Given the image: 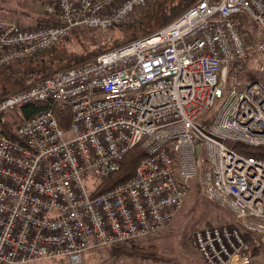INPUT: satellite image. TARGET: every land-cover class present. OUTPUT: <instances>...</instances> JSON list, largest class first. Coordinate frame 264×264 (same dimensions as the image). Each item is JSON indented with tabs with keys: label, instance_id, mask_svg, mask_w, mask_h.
I'll return each mask as SVG.
<instances>
[{
	"label": "built area",
	"instance_id": "2783aa9c",
	"mask_svg": "<svg viewBox=\"0 0 264 264\" xmlns=\"http://www.w3.org/2000/svg\"><path fill=\"white\" fill-rule=\"evenodd\" d=\"M40 1L46 17L34 27L0 21V68L75 29L112 40V28L150 0ZM250 58L257 77L231 75ZM36 103L69 110L70 122L61 128L47 109L18 125L15 139L0 134L1 264H80L89 250L161 231L199 165L205 197L264 235V160L241 153L264 148V0H199L149 36L1 98L0 121ZM137 145L147 156L134 177L93 197ZM192 240L205 264H252L238 230L195 231Z\"/></svg>",
	"mask_w": 264,
	"mask_h": 264
},
{
	"label": "rangeland",
	"instance_id": "374dc122",
	"mask_svg": "<svg viewBox=\"0 0 264 264\" xmlns=\"http://www.w3.org/2000/svg\"><path fill=\"white\" fill-rule=\"evenodd\" d=\"M156 1L150 0L146 7L136 10L128 19L118 25H128L136 17H148L150 12L156 9ZM45 17V7L40 0H0V21L17 22L22 27L32 28ZM161 28L146 36L157 32ZM249 29H251V26H249ZM112 33L113 39L109 40L107 33L99 30H87L77 40L68 37L65 39L64 44L47 49L41 55H37L38 57L34 60H27L13 66L0 68V99L29 86L31 78L27 77L26 73L38 71L46 78L56 72L91 63L100 54L116 48L113 47L114 44L112 43L116 34L113 31ZM251 38H253V41L249 45L251 46L250 52L254 53L256 42L259 41V38L255 33L251 35ZM82 47L89 50L96 49L98 53L90 58L79 57ZM255 56L257 57V50L255 51ZM40 59L42 63L38 65ZM255 67L253 60L250 58L248 64L234 68L231 75H235L242 82L249 81L252 75L258 76L254 72ZM28 78L29 80H26ZM23 83L26 84L23 85ZM220 105L221 102H216L208 116L212 118V115ZM227 145L232 147L233 144L228 143ZM202 175L203 170L199 165L198 177L189 183L188 192L182 206L167 228L131 241L142 247L156 246L159 249L157 261L112 255L113 246L127 245L130 243L128 242L115 244L107 248L89 250L83 255V260L80 264H205L194 246L192 234L195 231L215 227H228L231 230H238L246 245V252H250L252 257L251 263L264 264V244H261L264 235L246 230L229 210L207 199L201 186ZM87 187L92 189L97 187V183L89 181L87 182ZM261 223L264 225V222ZM68 262L67 258H56L34 264H69Z\"/></svg>",
	"mask_w": 264,
	"mask_h": 264
},
{
	"label": "trees",
	"instance_id": "16d2710c",
	"mask_svg": "<svg viewBox=\"0 0 264 264\" xmlns=\"http://www.w3.org/2000/svg\"><path fill=\"white\" fill-rule=\"evenodd\" d=\"M197 1L199 0H157V7L155 9L156 12L155 10L151 11L148 17H136L135 20H133L132 23L128 25H115L112 28V31L116 34L112 42L114 44L113 47H119L128 44L134 40H137L138 38L140 39L141 37L154 32L156 29L165 26L166 24L180 16ZM86 31L87 30L84 29H75L71 31L68 37L77 40L81 36V34H84ZM64 42L65 39L59 41L55 46H60L64 44ZM82 48V52L79 54V57L82 58H90L98 53L96 52V49L89 50L84 47ZM43 52L44 51L25 57L21 60L10 63L5 67H9L11 65L13 66L17 63L25 62L27 60H34ZM41 63L42 60L40 59L38 65H40ZM8 70L10 71V69ZM26 75L27 77L31 78V84L45 78L38 71L26 73ZM29 78L26 80H29ZM25 84L26 83H23V85ZM47 109L52 110L53 115L61 128L66 129L68 127L71 117L69 110H61L57 105L52 103H36L28 105L22 108L20 111H11L3 116L2 120L0 121V134L15 139V128L18 125L22 124L24 121L35 116L41 111ZM245 152H247L245 156H250L258 160H264V148L262 147L250 149L244 147V151H242L241 153L245 154ZM146 156V152L141 147V145H137L132 148L125 154L122 161L120 162L119 171L100 183L92 196L95 197L104 192L111 191L118 185L130 180L132 177H134L139 164L142 160L146 159ZM158 252L159 249L156 246L142 247L136 245L133 242H130L127 245H115L112 247L113 256L124 258H141L145 260L157 261Z\"/></svg>",
	"mask_w": 264,
	"mask_h": 264
},
{
	"label": "crops",
	"instance_id": "0c3cea01",
	"mask_svg": "<svg viewBox=\"0 0 264 264\" xmlns=\"http://www.w3.org/2000/svg\"><path fill=\"white\" fill-rule=\"evenodd\" d=\"M69 264H70V262H68ZM113 263H115V262H113Z\"/></svg>",
	"mask_w": 264,
	"mask_h": 264
}]
</instances>
